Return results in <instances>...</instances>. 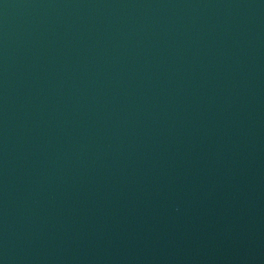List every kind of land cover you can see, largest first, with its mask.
Masks as SVG:
<instances>
[{
    "label": "water",
    "instance_id": "water-1",
    "mask_svg": "<svg viewBox=\"0 0 264 264\" xmlns=\"http://www.w3.org/2000/svg\"><path fill=\"white\" fill-rule=\"evenodd\" d=\"M0 264H264V0H0Z\"/></svg>",
    "mask_w": 264,
    "mask_h": 264
}]
</instances>
